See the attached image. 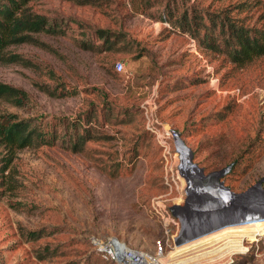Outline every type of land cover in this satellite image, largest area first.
I'll use <instances>...</instances> for the list:
<instances>
[{"label":"rangeland","instance_id":"rangeland-1","mask_svg":"<svg viewBox=\"0 0 264 264\" xmlns=\"http://www.w3.org/2000/svg\"><path fill=\"white\" fill-rule=\"evenodd\" d=\"M234 1L32 2L57 27L36 35L54 52L29 43L10 47L35 66L0 63V82L24 89L31 104L19 109L0 101V114L43 117L48 129L57 128L59 139L16 154L21 187L0 199V264H117L99 257L90 243L110 238L152 254L164 238L161 264H227L230 259L231 264H264V220L245 233L224 227L218 235H206L214 216L207 222L197 217L201 223L193 232L192 222L172 213L184 202L186 181L178 172L171 130L180 132L205 173L234 162L223 178L232 191L263 180L262 191L255 193L264 206V56L236 67L224 54L154 17L168 2L179 15L193 3L218 11ZM263 1L231 15L260 26ZM97 29L111 31V44L94 51L81 47L94 43ZM117 62L124 65L121 72L115 71ZM39 86L78 95L54 97ZM76 115L89 117L87 126L101 138L73 153L62 133L64 118ZM181 217L185 235L178 242ZM260 218L264 213L255 220ZM21 229H42L43 237L27 241ZM45 246L49 257L40 260L37 253L45 254Z\"/></svg>","mask_w":264,"mask_h":264},{"label":"trees","instance_id":"trees-1","mask_svg":"<svg viewBox=\"0 0 264 264\" xmlns=\"http://www.w3.org/2000/svg\"><path fill=\"white\" fill-rule=\"evenodd\" d=\"M34 1L37 0H0L1 64L17 63L23 66H35L22 54L10 50V47L15 45L29 43L54 52L49 45L38 40L36 35L43 32H54L57 27L50 24L44 14L33 9L32 2ZM69 1L79 5L100 3V0ZM130 1L132 3L144 1L146 4H150L151 0ZM259 3L261 0H235L218 11H210L209 7L202 9L198 7L199 3L198 5L193 3L183 8L177 15L178 7H175L176 12H174L170 8L172 5L168 2L162 6L161 13L154 17L159 21L167 22L174 31L197 39L204 48L224 54L234 66L243 68L264 56V20L260 26L250 25L245 22L246 19L231 15V11L234 9L250 11L255 9ZM262 4L264 6V1ZM152 6L153 4H151ZM163 12H169V14L164 15ZM94 32V43L83 42L81 47L94 51L104 43L105 45L111 44L113 36L111 31L97 29ZM96 41L102 43L95 44ZM49 72L54 74L51 70ZM51 79H55V77L51 76ZM61 84L57 83V86H63ZM39 88L40 91L59 98L78 95L77 91H62V89L60 93L55 94L45 87L39 86ZM0 101L20 109L31 104V96L20 87L0 82ZM88 118L82 119L80 115L64 118L67 123L62 138L66 148L73 153L82 151L86 143L101 138L100 135H94L91 132V127L87 126L90 122V118ZM41 119L43 117H22L12 112L0 114V199L5 196L6 192H13L21 187L14 166L17 152L25 148L36 149L41 146H52L58 141L57 128L52 126L48 129ZM21 234L27 241H32L43 237V230L21 229ZM93 250L100 257L94 247ZM44 253L43 255L40 252L37 253V258L45 260L49 257L48 246L44 247Z\"/></svg>","mask_w":264,"mask_h":264},{"label":"water","instance_id":"water-1","mask_svg":"<svg viewBox=\"0 0 264 264\" xmlns=\"http://www.w3.org/2000/svg\"><path fill=\"white\" fill-rule=\"evenodd\" d=\"M174 138V147L179 156L178 172L186 181L185 199L183 204L172 207L174 212L177 208L189 210L191 212L215 213L214 222L216 224L239 219L242 217L255 215L252 211L250 213H243L241 208L244 206L252 207L255 205L256 199L261 204L262 198L257 196L255 190H261L260 180L251 191L234 192L228 186L224 185L223 178L231 170L234 162L205 173L203 167L199 166L194 161L193 150L185 143L179 131L171 130ZM258 192V193H259ZM256 195V197H255Z\"/></svg>","mask_w":264,"mask_h":264},{"label":"built area","instance_id":"built-area-1","mask_svg":"<svg viewBox=\"0 0 264 264\" xmlns=\"http://www.w3.org/2000/svg\"><path fill=\"white\" fill-rule=\"evenodd\" d=\"M123 66L124 65L121 62H117L115 64V71L121 72L123 70ZM180 219L181 227L179 235L175 238L178 241L182 238V235H185L184 232H182L183 218L181 217ZM166 238H168V235H166ZM91 243L102 259L115 262L117 264H161L159 259L162 253V248L166 244L164 242V238L159 239L156 243V253L152 254L148 251L131 247L118 238H110L107 241L94 239L91 240ZM231 263H233L232 259H230L227 264Z\"/></svg>","mask_w":264,"mask_h":264},{"label":"bare ground","instance_id":"bare-ground-1","mask_svg":"<svg viewBox=\"0 0 264 264\" xmlns=\"http://www.w3.org/2000/svg\"><path fill=\"white\" fill-rule=\"evenodd\" d=\"M258 206V208H257V206ZM252 209V211H254V210H256V212H253L255 215H250V216H246V217H242V218H239V219H235V220H230V221H225V222H221V223H219V224H211V226L212 225H214V226H212V227H210V228H212V230L209 232V233H206V235H210L211 234V232H212V234L213 233H217V232H221V230H225L224 229V227H226V228H228V227H230V228H233V227H238L239 229H242V233H245V232H247V231H249L254 225H256V224H258L259 222H262L263 220H264V218H260V220H255V217H257L259 214H263L264 213V206L262 205V204H255L254 206H252V207H247V206H245V207H243L242 208V212L243 213H250V212H248L249 210H251ZM186 218V217H185ZM184 218V219H185ZM252 218H254V219H252ZM185 220H187L188 222H189V224H190V222H192L193 224H190V226L192 227V230L193 229H195V228H197V223L198 224H200L201 222L200 221H197V220H192V221H189L188 219H185ZM194 221L196 222V223H194ZM246 222H248L247 224H246V226L244 225ZM204 228V227H203ZM204 230V229H203ZM208 230V229H207ZM228 230V229H227ZM198 231V230H197ZM213 231H215V232H213ZM228 231H232V229L231 230H228ZM193 232H194V230H193ZM201 232V231H200ZM204 232V231H203ZM224 232V231H223ZM199 233V232H198ZM202 233V232H201ZM184 234H185V230H184ZM192 234V235H191ZM191 234H189V239L190 238H192L195 234H196V232L193 234V233H191ZM219 233H217V234H215V235H218ZM205 236V235H204ZM200 237H202V235L200 236ZM184 238H182L181 240H179L178 242H180V241H182ZM187 240V239H186ZM197 240V239H196ZM193 245V243L191 244V245H188L189 247L190 246H192ZM233 247H236V246H233ZM240 247V246H239Z\"/></svg>","mask_w":264,"mask_h":264},{"label":"flooded vegetation","instance_id":"flooded-vegetation-1","mask_svg":"<svg viewBox=\"0 0 264 264\" xmlns=\"http://www.w3.org/2000/svg\"><path fill=\"white\" fill-rule=\"evenodd\" d=\"M251 190H253L252 189V187L251 188H249V189H247L246 191H251ZM244 207V206H243ZM242 207V208H243ZM242 208H241V210H242ZM172 213H173V215H178V214H182L183 215V217L185 218V219H188L189 221H192V220H195V219H197V217H205V218H207L206 219V222L207 221H209V220H211L210 219V217H215L216 216V214L214 213H211V212H208V213H205V215H200V213H196V212H191V211H189V210H185V209H176L174 212L172 211ZM214 217L212 218V220L214 219ZM199 219V218H198ZM209 219V220H208ZM187 221V220H186ZM187 223V222H186Z\"/></svg>","mask_w":264,"mask_h":264}]
</instances>
